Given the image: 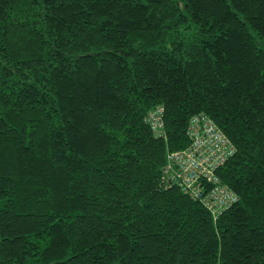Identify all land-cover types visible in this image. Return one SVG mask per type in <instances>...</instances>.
Here are the masks:
<instances>
[{
    "label": "trees",
    "instance_id": "1",
    "mask_svg": "<svg viewBox=\"0 0 264 264\" xmlns=\"http://www.w3.org/2000/svg\"><path fill=\"white\" fill-rule=\"evenodd\" d=\"M198 115L215 218L170 180ZM0 264H264V0H0Z\"/></svg>",
    "mask_w": 264,
    "mask_h": 264
},
{
    "label": "built area",
    "instance_id": "2",
    "mask_svg": "<svg viewBox=\"0 0 264 264\" xmlns=\"http://www.w3.org/2000/svg\"><path fill=\"white\" fill-rule=\"evenodd\" d=\"M160 112L158 108L148 116L147 121L152 130L161 128ZM188 137L191 142L189 147L184 152L171 155L178 164V170L171 175L170 180L215 218L235 201V196L214 175L230 158L233 149L222 133L203 115L190 119Z\"/></svg>",
    "mask_w": 264,
    "mask_h": 264
},
{
    "label": "bare ground",
    "instance_id": "3",
    "mask_svg": "<svg viewBox=\"0 0 264 264\" xmlns=\"http://www.w3.org/2000/svg\"><path fill=\"white\" fill-rule=\"evenodd\" d=\"M146 118V117H145ZM145 122V121H144ZM149 125V124H148Z\"/></svg>",
    "mask_w": 264,
    "mask_h": 264
}]
</instances>
